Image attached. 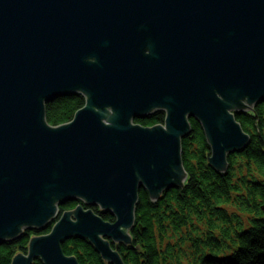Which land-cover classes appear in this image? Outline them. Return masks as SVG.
I'll return each instance as SVG.
<instances>
[{"label": "water", "instance_id": "obj_1", "mask_svg": "<svg viewBox=\"0 0 264 264\" xmlns=\"http://www.w3.org/2000/svg\"><path fill=\"white\" fill-rule=\"evenodd\" d=\"M75 95L50 126L45 105ZM262 102L264 0H0V245L50 229L10 264H78L71 239L124 264L110 243L131 245L139 191L155 202L187 179L190 121L225 173L249 143L235 115Z\"/></svg>", "mask_w": 264, "mask_h": 264}, {"label": "trees", "instance_id": "obj_2", "mask_svg": "<svg viewBox=\"0 0 264 264\" xmlns=\"http://www.w3.org/2000/svg\"><path fill=\"white\" fill-rule=\"evenodd\" d=\"M84 104L80 95L58 98L45 105L46 122L52 127L67 124ZM164 118L157 112L134 123L152 127L163 124ZM235 120L248 134L249 143L241 152L227 156L225 173L209 166L211 151L204 132L196 121H190L191 133L181 141L187 179L155 202L147 191H139L131 245L110 243L124 264H264V102L235 115ZM78 205L82 204L59 207L56 220ZM91 210L105 222H114L98 208ZM49 231L26 230L16 240L4 242L0 264L26 254L29 240ZM62 251L78 264H108L87 240H68Z\"/></svg>", "mask_w": 264, "mask_h": 264}, {"label": "flooded vegetation", "instance_id": "obj_3", "mask_svg": "<svg viewBox=\"0 0 264 264\" xmlns=\"http://www.w3.org/2000/svg\"><path fill=\"white\" fill-rule=\"evenodd\" d=\"M161 113V112H160Z\"/></svg>", "mask_w": 264, "mask_h": 264}]
</instances>
